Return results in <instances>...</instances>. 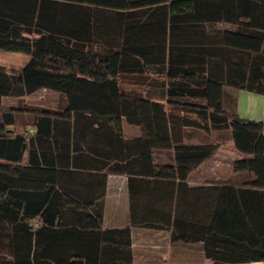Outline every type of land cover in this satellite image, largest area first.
Masks as SVG:
<instances>
[{"label": "trees", "instance_id": "obj_1", "mask_svg": "<svg viewBox=\"0 0 264 264\" xmlns=\"http://www.w3.org/2000/svg\"><path fill=\"white\" fill-rule=\"evenodd\" d=\"M0 49L29 54L0 65V105L42 87L64 97L1 113L0 264H133L130 226L102 225L107 172L76 160L181 185L217 149L183 142L192 129H229L241 155L232 175L174 192L172 238L202 241L211 264H264V120L224 94H264V0H0ZM170 147L173 162L153 161Z\"/></svg>", "mask_w": 264, "mask_h": 264}, {"label": "crops", "instance_id": "obj_2", "mask_svg": "<svg viewBox=\"0 0 264 264\" xmlns=\"http://www.w3.org/2000/svg\"><path fill=\"white\" fill-rule=\"evenodd\" d=\"M224 94L227 96L225 100L231 96L233 102L235 101L236 110L241 116L264 120L253 116L249 110L250 101L256 98L252 91L227 85ZM247 102H249L248 114H241L242 109L247 110ZM123 131L125 137H133L141 133L138 126L128 122L123 123ZM224 140L221 136H213L209 133L200 136L185 133L182 136V141L185 143L215 142L216 151L222 148ZM230 140L234 146L231 137ZM216 151L192 168L184 179L185 183L181 184L183 188L188 189L190 185L210 184L213 180L219 179L220 176H216L217 179L213 178L212 167L209 165ZM173 154V147L154 148L153 161L159 164L173 162ZM99 157L101 156L92 152L86 154L84 151L81 159L76 161H82V164L85 161H93L97 165L89 168L76 167L82 171H94L93 173L107 172L105 192L102 197V225L103 227L130 226L133 264H211L204 255L202 241L173 239L171 228L166 224L169 221L168 211L174 206V192L181 186L178 177L138 170L127 172L106 169L102 166ZM109 161L114 162L116 159ZM120 161L124 163V160Z\"/></svg>", "mask_w": 264, "mask_h": 264}, {"label": "rangeland", "instance_id": "obj_3", "mask_svg": "<svg viewBox=\"0 0 264 264\" xmlns=\"http://www.w3.org/2000/svg\"><path fill=\"white\" fill-rule=\"evenodd\" d=\"M218 24L224 27L230 26L225 22H220ZM28 59L29 54L26 52L0 49V65L5 66L8 70L20 68ZM124 85H126V83H124ZM253 95H255L256 98H253V100L250 101L249 110L253 116L264 118V94L253 92ZM63 101L64 97L62 94L47 88H40L33 93L23 96L7 95L2 98V104L0 105V120L1 113L10 107V105L27 103L55 107ZM248 105L249 102L246 103L247 110L244 111L242 109L241 114H248ZM31 119V113H18L16 116V125L19 127L18 129L27 127L26 122L31 121ZM10 127H13V125H10ZM192 134L200 136L204 134V132L202 130L192 129ZM209 134L213 136H221L225 139L222 148H219L216 151L209 164L212 167L213 178L220 176L219 179H224L233 174L232 162L234 158L241 153L232 146L229 129H213ZM235 176H237V174Z\"/></svg>", "mask_w": 264, "mask_h": 264}]
</instances>
